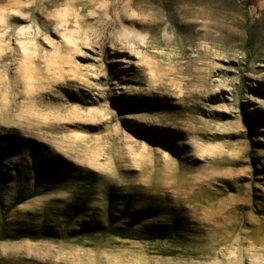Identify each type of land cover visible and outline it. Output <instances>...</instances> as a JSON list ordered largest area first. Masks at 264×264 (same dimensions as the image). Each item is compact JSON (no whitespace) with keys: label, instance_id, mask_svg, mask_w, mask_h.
I'll return each instance as SVG.
<instances>
[{"label":"rangeland","instance_id":"rangeland-1","mask_svg":"<svg viewBox=\"0 0 264 264\" xmlns=\"http://www.w3.org/2000/svg\"><path fill=\"white\" fill-rule=\"evenodd\" d=\"M246 1L0 0V264H264Z\"/></svg>","mask_w":264,"mask_h":264},{"label":"trees","instance_id":"trees-1","mask_svg":"<svg viewBox=\"0 0 264 264\" xmlns=\"http://www.w3.org/2000/svg\"><path fill=\"white\" fill-rule=\"evenodd\" d=\"M257 0H247L246 4L247 5H255ZM19 204V203H17ZM111 226L109 225L108 227H102V228H93V229H86L83 231H80L75 234L71 233H63L60 237L61 238H69V237H78V236H92V235H97V234H109L111 232ZM130 232L132 233L133 228H130ZM52 237H55L54 235H49V234H42V235H33V234H15V235H10L6 237L7 240L11 241H18L22 239H32V240H39V239H51ZM4 240V239H3Z\"/></svg>","mask_w":264,"mask_h":264}]
</instances>
